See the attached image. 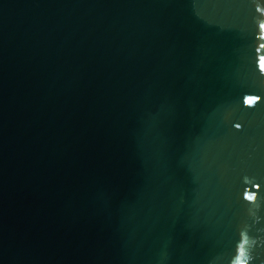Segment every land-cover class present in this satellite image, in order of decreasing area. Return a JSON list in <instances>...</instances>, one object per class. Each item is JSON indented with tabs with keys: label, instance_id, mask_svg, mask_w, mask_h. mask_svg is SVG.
Masks as SVG:
<instances>
[{
	"label": "water",
	"instance_id": "1",
	"mask_svg": "<svg viewBox=\"0 0 264 264\" xmlns=\"http://www.w3.org/2000/svg\"><path fill=\"white\" fill-rule=\"evenodd\" d=\"M0 264H264V0H0Z\"/></svg>",
	"mask_w": 264,
	"mask_h": 264
},
{
	"label": "clouds",
	"instance_id": "2",
	"mask_svg": "<svg viewBox=\"0 0 264 264\" xmlns=\"http://www.w3.org/2000/svg\"><path fill=\"white\" fill-rule=\"evenodd\" d=\"M249 199H252V197H249Z\"/></svg>",
	"mask_w": 264,
	"mask_h": 264
}]
</instances>
